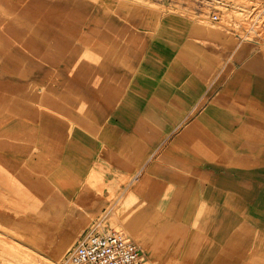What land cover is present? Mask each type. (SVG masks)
Here are the masks:
<instances>
[{
    "label": "crops",
    "instance_id": "obj_1",
    "mask_svg": "<svg viewBox=\"0 0 264 264\" xmlns=\"http://www.w3.org/2000/svg\"><path fill=\"white\" fill-rule=\"evenodd\" d=\"M2 145L67 201L93 174L121 181L122 223H157L190 264H237L246 241L241 264L261 257L264 47L222 26L151 24L117 0H0Z\"/></svg>",
    "mask_w": 264,
    "mask_h": 264
},
{
    "label": "rangeland",
    "instance_id": "obj_2",
    "mask_svg": "<svg viewBox=\"0 0 264 264\" xmlns=\"http://www.w3.org/2000/svg\"><path fill=\"white\" fill-rule=\"evenodd\" d=\"M117 1L119 5L130 4L137 11H147L151 24H156L161 14L173 12L211 26L217 23L211 20L210 14H217L222 27L264 47V38L257 34L259 28L264 31V0ZM124 40L138 49L137 35ZM12 146L9 149L16 158H8L4 154L5 146L0 147V264H62L66 250L92 222L102 228H120L132 237L145 253L143 264H190L181 257L185 252V248H181L182 241L176 245L170 242L168 249L166 242L160 244L157 223L149 220L144 223L140 219L134 226L136 232L122 223L125 214L120 207L124 204L120 202L124 191L120 188L121 181L104 183L93 174L86 181L90 192L85 197L67 201L69 193L61 187L62 192H56L38 180L40 176L24 166L28 161L27 151H15ZM104 188L109 191L107 196H103ZM251 245L252 241L242 244L241 256L234 255L238 258L237 264L247 263L250 255H254ZM261 253L259 260L255 257V262L252 259L249 264H264V245Z\"/></svg>",
    "mask_w": 264,
    "mask_h": 264
},
{
    "label": "built area",
    "instance_id": "obj_3",
    "mask_svg": "<svg viewBox=\"0 0 264 264\" xmlns=\"http://www.w3.org/2000/svg\"><path fill=\"white\" fill-rule=\"evenodd\" d=\"M261 12L260 10L257 18ZM210 18L217 23L216 26L221 25L219 15L211 13ZM143 262V252L122 229L102 228L97 222H92L66 250L62 264H143Z\"/></svg>",
    "mask_w": 264,
    "mask_h": 264
},
{
    "label": "bare ground",
    "instance_id": "obj_4",
    "mask_svg": "<svg viewBox=\"0 0 264 264\" xmlns=\"http://www.w3.org/2000/svg\"><path fill=\"white\" fill-rule=\"evenodd\" d=\"M257 31H258L257 34H258L259 36H261V37L264 38V31H263V29L260 30V28H259V30H257Z\"/></svg>",
    "mask_w": 264,
    "mask_h": 264
}]
</instances>
